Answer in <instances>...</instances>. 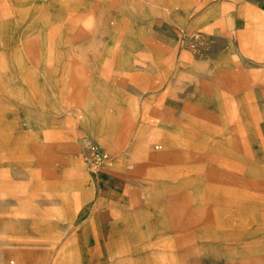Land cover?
Returning <instances> with one entry per match:
<instances>
[{
	"label": "rangeland",
	"instance_id": "1",
	"mask_svg": "<svg viewBox=\"0 0 264 264\" xmlns=\"http://www.w3.org/2000/svg\"><path fill=\"white\" fill-rule=\"evenodd\" d=\"M257 150L264 0H0V264H264Z\"/></svg>",
	"mask_w": 264,
	"mask_h": 264
},
{
	"label": "crops",
	"instance_id": "2",
	"mask_svg": "<svg viewBox=\"0 0 264 264\" xmlns=\"http://www.w3.org/2000/svg\"><path fill=\"white\" fill-rule=\"evenodd\" d=\"M237 71L239 72L240 69L234 70L232 72V76L231 77H235V75L237 74ZM240 76L242 77L241 81H239V82H237L235 84L234 83L235 80H234L232 86H230L229 88H227L225 90H222L220 92H223V93H226V94L229 93V91H230V93L235 92V91L237 92V91H240L241 90L239 87H241V85H242L243 86L242 91L243 92L246 91L248 94H250V88H248V87H251V86H249L250 84H246V85H244V84L246 83V81L252 80V79H250L252 76H249V72H244V71H243V75H240ZM235 98H238V96H235ZM249 99H250V97L248 95L247 97H244V100H239V98H238L235 101V106L233 107L234 110L232 112L233 113V117L235 119V118H237V114H240V116L237 119H240L242 121V123H240V124L243 127V128H239L237 131L238 132H242V131L243 132H248V134H249V132L252 131L254 133V135H255L254 137L256 138V140L257 139L258 140H261V136H260L261 135V129H259V123H260L259 122V119H258L257 122H254L253 123V121H254L253 118L259 116L258 115L259 113L256 112V110H259V107L261 106V103L254 102V101L249 100ZM238 109L244 110L245 113H241L240 110H238ZM251 119H252V122H251ZM251 123H253V128L251 127ZM260 125H262V124H260ZM250 127H251V129H250ZM246 138L247 137L244 136V139H246ZM226 140H227V138H225L224 141L219 142V143L222 144V146H224V148L227 145V141ZM250 140L251 139L248 136L247 142L250 141ZM224 142H226V144H224ZM157 146L158 145H156V148H157ZM162 147H163V145L160 144V147H158V148H162ZM162 152H166V150L165 151H162ZM255 152L256 153L253 154L254 157H258L259 158V156H264V152L262 153V152H260L258 150L255 151ZM230 153H231V151H229L228 149L225 152H222V154H225L228 157H230V155H232ZM232 156L235 157L234 155H232ZM251 156H252V154L250 153V151L248 152V150H247L246 152H244V154H243V157H244L243 160L244 161L243 162H248L249 165H251V159H250ZM223 158L224 157L221 155V159H223ZM187 170H188V168L185 169V171H184V177L183 178H185V175L187 173ZM184 185H185V183L182 180L181 188H182V196H183V200H184L183 201V204L185 203V201H186L185 198L187 197V188ZM113 212L114 211L111 210V209L99 210V212H98L99 215H98V213L96 215V220L95 221L97 222V225H98V233H97V235L99 236L100 241H101L102 244H104L105 234L107 235V233H108L107 231H109V229L112 226V222L113 221L111 220L112 219V216L110 215V213L113 214ZM162 224H163V228L161 227V230L162 229L163 230L162 231H159V232H155L154 237H153L154 240H155V238L163 235L164 229H165V226H164L165 221L164 220L162 221ZM158 228L159 227H157V230H158ZM103 252H104L105 257H106V255H107L106 253H108V251L106 252L105 250H103Z\"/></svg>",
	"mask_w": 264,
	"mask_h": 264
}]
</instances>
